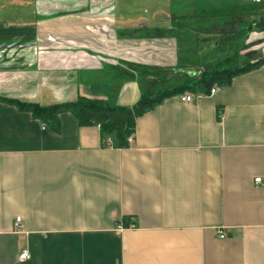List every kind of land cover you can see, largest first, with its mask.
I'll return each mask as SVG.
<instances>
[{
	"label": "crops",
	"instance_id": "obj_1",
	"mask_svg": "<svg viewBox=\"0 0 264 264\" xmlns=\"http://www.w3.org/2000/svg\"><path fill=\"white\" fill-rule=\"evenodd\" d=\"M197 2L193 17L229 18V30L204 36L261 26L250 41L264 53L262 1L210 0L202 12ZM175 4L0 0V95L133 106L156 91L123 65L184 67L181 37L198 31L185 19L174 37L118 33L169 29L172 16L187 17ZM60 118L56 134L0 105V264H264V187L254 182L264 181V66L214 95L166 99L137 119L128 148L104 147L98 126Z\"/></svg>",
	"mask_w": 264,
	"mask_h": 264
},
{
	"label": "trees",
	"instance_id": "obj_2",
	"mask_svg": "<svg viewBox=\"0 0 264 264\" xmlns=\"http://www.w3.org/2000/svg\"><path fill=\"white\" fill-rule=\"evenodd\" d=\"M185 17L172 16L171 27L169 29L138 28L126 31H119L118 36L125 39H157L174 37L177 30L187 28L184 23ZM200 36L201 32H197ZM246 36V31L241 29L237 31L219 33L212 37L199 38L198 41L215 42L216 52L220 53L221 44L227 42H236ZM223 37V38H221ZM131 70L138 73L139 76H165L160 70L168 69H149L136 65H129ZM264 66V57L246 67L233 68L226 64L224 69H215L201 74L199 77H189L174 89L158 91L153 95L142 94L140 100L133 106H120L112 104L104 99H92L86 96H80L76 101L55 103L48 106H42L34 102H23L18 99L7 98L0 95V105L7 104L16 107L20 112L30 113L36 120L41 121L50 131L60 134L62 132L61 115L64 113L72 114L82 127L98 126L101 130L102 143L104 147L128 148L129 137L136 133L137 119L147 112L155 109L166 99L173 96H180L185 93H191L194 96H209L212 87L229 86L233 79L252 72ZM177 68H185L178 66ZM111 138V142L109 141ZM123 226L130 227V219L125 218Z\"/></svg>",
	"mask_w": 264,
	"mask_h": 264
},
{
	"label": "rangeland",
	"instance_id": "obj_3",
	"mask_svg": "<svg viewBox=\"0 0 264 264\" xmlns=\"http://www.w3.org/2000/svg\"><path fill=\"white\" fill-rule=\"evenodd\" d=\"M176 4L177 12H179L183 16L186 17V23L188 26H191L197 29L198 32H201L200 36H195L196 39L204 38L202 33L203 31L207 32H217V31H226L229 30L228 26L225 24V21H229V18L220 16H209L202 18L193 17L194 12L193 8L195 6L196 0H172ZM213 0H211L212 2ZM229 1V0H228ZM253 0H247L248 7L252 5ZM198 12H202V6L208 9L210 0H198ZM259 7L264 6V0ZM170 11L168 15H170ZM231 18V17H230ZM235 19V18H233ZM236 19H238L236 17ZM251 28V31L249 30ZM261 26H247L243 30L246 31V36L237 40L236 42H227L225 44H221L220 53L216 52V43L208 44L206 46H202L200 49L197 46H194L193 38L194 36H190L189 32L186 35V38L181 37V60L185 68H177V67H163V68H149V69H168V70H160L162 74L165 76H151L147 75L144 77L139 76L138 73L134 72L130 69L129 65H123L122 69L126 71H130L132 75L136 77H140L142 80H149L154 83L153 87L155 91H166L170 89H174L178 85L184 83L186 79L189 77H199L201 74L207 71V67H210V71H214L215 69H224L226 64L230 65L233 68L246 67L255 63L262 57H264V53L261 50L256 48V45L250 41V34L253 32H258L261 30ZM206 34V33H205ZM196 35V33H195ZM188 36V38H187ZM191 37V38H189ZM223 38V37H221ZM199 42V41H198ZM200 43H207L201 41ZM261 44V43H260ZM199 49V50H198Z\"/></svg>",
	"mask_w": 264,
	"mask_h": 264
},
{
	"label": "built area",
	"instance_id": "obj_4",
	"mask_svg": "<svg viewBox=\"0 0 264 264\" xmlns=\"http://www.w3.org/2000/svg\"><path fill=\"white\" fill-rule=\"evenodd\" d=\"M255 1H256V2H261L262 0H255ZM218 89H219L218 86H214V87H212L209 96H210V95H214L215 93H217V92H218ZM180 97H181V100H182L183 102H188V103H189V102H193L194 99H195V96H194L193 94H191V93H188V92L185 93V94H183V95H180ZM134 139H135V134H133V135H131V136L129 137V139H128L129 143H132V142L134 141ZM254 182H255L256 185H258V186H263V187H264V181H263V179H262L261 177L256 178V179L254 180ZM20 223H21V217H17V219H16V223H15V228H16V229H22V226H21ZM131 226L134 227L133 224H132ZM218 236H219L220 238H225V237H226L224 231H222V230H218ZM28 258H29V253H28V251H27L26 249H24V250L20 253V255H19V259H20V261L23 262V261H26Z\"/></svg>",
	"mask_w": 264,
	"mask_h": 264
}]
</instances>
